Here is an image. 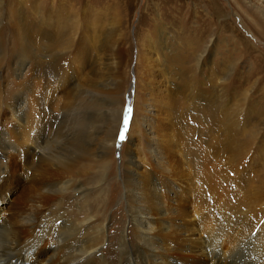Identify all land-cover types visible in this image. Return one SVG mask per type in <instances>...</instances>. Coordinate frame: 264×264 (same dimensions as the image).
<instances>
[{"label": "bare ground", "instance_id": "bare-ground-1", "mask_svg": "<svg viewBox=\"0 0 264 264\" xmlns=\"http://www.w3.org/2000/svg\"><path fill=\"white\" fill-rule=\"evenodd\" d=\"M84 5H75L78 14L71 6L62 9L59 20L26 15L13 24L19 35V44L13 48L22 57L21 64H15L18 76L30 59L33 80L20 85L12 107L5 100L17 132H0V207L5 204L8 183L15 181L22 189L17 206L0 211V264H264V188L256 189L238 165L243 158H251L249 149L264 128L258 124L264 118V107L256 110L255 103L249 101L247 109V90L241 104L235 103L231 111L222 113L221 109L235 98L227 99L223 90L219 101L224 104H213L207 93L202 96L201 89L209 84L219 92L214 76H209L205 85L196 83L179 62L168 61L169 67H177L181 74L177 75L180 84L185 79L177 95V112H183L184 117L178 134L168 142L154 139L145 145L143 156L140 153L138 138L144 135L141 130L153 133L150 125L157 111L152 97L157 88L148 84L150 95L145 102L137 98V117L121 155L125 162L123 200L133 225L134 242L127 233L119 242H105L106 225L92 226L99 213L88 206L77 216L63 210V195L69 192H74L80 202L93 190H104L124 111L123 104L112 126L108 118L100 123L102 129H111L110 134L102 129L93 133L98 154L87 142L91 132H69L67 128L50 132L54 118L46 122V109L54 105L57 92L53 86L60 79L65 56L80 69L81 58L87 55L81 37L70 41L64 37L77 31L76 25L86 18ZM1 8L2 0V58V32L7 21L2 19ZM96 12L98 18L103 15L101 8ZM262 28L264 32V23ZM156 34L161 38L159 31ZM247 77L241 85L249 86L253 79ZM140 78L138 88L146 90ZM52 87L53 93L49 92ZM48 94L51 97L47 102ZM89 96L85 88L74 89L69 97L74 114L90 100ZM127 111L128 107L124 113ZM126 123L124 120L122 135ZM252 123L258 124L257 128H249ZM84 140L89 145H84ZM144 155H149L151 163ZM144 162L165 175L155 174ZM94 172L100 174L98 182H93L95 187L77 185L85 179L82 177ZM112 188V195L117 196L118 185Z\"/></svg>", "mask_w": 264, "mask_h": 264}, {"label": "rangeland", "instance_id": "rangeland-1", "mask_svg": "<svg viewBox=\"0 0 264 264\" xmlns=\"http://www.w3.org/2000/svg\"><path fill=\"white\" fill-rule=\"evenodd\" d=\"M80 3L85 4L83 11L88 14L76 25L77 31L68 32L64 37L67 41L72 37L75 40L81 37L87 55L81 58L80 69L70 60L67 61L65 56L60 79L58 78L53 86L57 92L54 105L46 109V122L54 118L50 132H63L64 128L70 130L69 132H91L92 136L88 135V139H85L91 144L92 152L95 153L96 150L98 154L93 133L102 129L100 123L106 122L107 118L112 126V120L120 116L123 104V110L128 107V111H123L120 127L117 129L104 190H93L87 196L88 199H81L80 202L76 201L74 192H69L63 195V210L69 216H77L81 213L79 211H85L88 206L94 213H99L92 226L106 225L105 242H119L126 233L130 236L129 240L134 242L133 225L129 221L127 205L123 200L125 162L121 155L133 128L134 117H137L134 112L137 108V98H140L141 102L146 101L150 95L147 91L148 84L157 88L152 96L156 100L157 109L150 125L153 133L146 134L144 128L141 130L144 135L138 138L142 156L145 145L147 147L152 140H173L179 132L181 120L184 119L183 112H177L179 107L176 103L185 79L180 84L177 75L181 74L177 67H169L168 61L179 62L186 75H190L196 83L205 85L207 78L213 75V83L219 92L207 84L201 89L202 96L207 93L208 98L216 105L224 104L219 101L224 91L227 92V99L230 96L235 98L221 109L222 113L231 111L235 103L241 104L245 100L247 90L249 91L248 99L244 101L245 107L248 109L249 104L251 105L249 101H252L255 103V109L261 111L264 107V0H2V19L7 23L2 32L5 50L2 51V58L0 55V132H17L15 118L7 111L9 107L5 105L7 103L12 107L13 97L17 95L20 85L25 80H33L30 78V59L25 61L28 66L21 76H18L19 71L15 64H21L22 57L13 48L19 44V35L13 24L26 15L31 18L42 16L49 21L59 20L62 18V9H68L69 6L74 7L78 14L75 5L78 7ZM99 8L102 9L103 15L98 18L96 9ZM158 31L161 38L156 34ZM149 43L153 46L150 47ZM161 48L164 49L160 51ZM166 56L169 59L165 58ZM199 56L202 58L198 62ZM151 69L154 72H151ZM247 76L253 79L252 82L249 86H246L247 83L241 85L245 82L244 78L249 79ZM139 77L146 90L140 91L138 88ZM74 80L76 82L72 83ZM158 81L163 83L159 84ZM241 86V89H237ZM53 87L49 92L53 93ZM75 88L90 91V100L80 106L77 114H74L69 99ZM195 89L198 91V87ZM47 97L48 102L51 95L48 94ZM244 114H248L247 111ZM66 118L68 121L64 125ZM124 120L127 123L122 135ZM258 124L263 127L264 118L259 119ZM258 124L252 123L249 128H257ZM102 130L111 132L107 127ZM260 134L256 143L249 149L251 158L248 161L243 158L238 165L248 175L247 179L254 183V187L262 190L264 128ZM87 142L84 140L83 144L89 145ZM145 158L151 163L149 155ZM147 162L144 164L155 174L165 175ZM251 162L252 168L249 167ZM219 164L220 167L223 162ZM95 173L82 177L85 179L77 182V185L80 183L86 188L95 187L93 182H98L100 178V174ZM114 184L118 185L117 196L112 195ZM8 185L7 193L3 196L5 204L0 207V211L1 208L8 210L13 205L17 206V199L21 195L19 189L22 188L15 181Z\"/></svg>", "mask_w": 264, "mask_h": 264}]
</instances>
